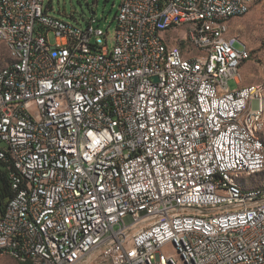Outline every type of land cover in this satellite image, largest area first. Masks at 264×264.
Wrapping results in <instances>:
<instances>
[{
  "label": "built area",
  "instance_id": "1",
  "mask_svg": "<svg viewBox=\"0 0 264 264\" xmlns=\"http://www.w3.org/2000/svg\"><path fill=\"white\" fill-rule=\"evenodd\" d=\"M251 8L122 0L110 35L44 0H0V39L20 50L0 76V178L13 193L0 251L42 264H264V192L235 193L223 167V130L251 168L242 141L264 147L239 136L245 121L264 131V79L229 86L259 60L230 33Z\"/></svg>",
  "mask_w": 264,
  "mask_h": 264
},
{
  "label": "rangeland",
  "instance_id": "2",
  "mask_svg": "<svg viewBox=\"0 0 264 264\" xmlns=\"http://www.w3.org/2000/svg\"><path fill=\"white\" fill-rule=\"evenodd\" d=\"M122 0H44L46 6L52 7L49 14L55 18L74 25H86V22L95 21L94 26L108 31L113 35L116 27L115 17ZM95 13V15H92ZM231 21H239L234 24L231 35L245 40L249 45H256L263 51L260 59L264 60V0L255 2L250 13L244 17L234 18ZM230 26V22H229ZM185 28V27H184ZM53 41V36L50 37ZM180 44L179 42H174ZM248 47V46H247ZM237 50H243L244 45L240 41L235 44ZM249 48V47H248ZM192 54H199V49L191 45ZM10 63L9 53L6 45L0 39V70ZM233 87V82H229ZM262 142L260 134L257 136ZM264 149V147H262ZM264 187V171L256 176L250 177L244 189ZM0 264H22L16 259L8 256H0Z\"/></svg>",
  "mask_w": 264,
  "mask_h": 264
},
{
  "label": "bare ground",
  "instance_id": "3",
  "mask_svg": "<svg viewBox=\"0 0 264 264\" xmlns=\"http://www.w3.org/2000/svg\"><path fill=\"white\" fill-rule=\"evenodd\" d=\"M242 5L252 6V0H240ZM179 12H189V4H178ZM6 45L9 53L10 63L0 70V76H7L11 71L20 67V50L8 45V40L1 39ZM195 48L199 49L198 44H191ZM262 100H264V93H262ZM261 113H264V101L260 102ZM202 125H209V114H202ZM219 124H227V117H219ZM263 131L259 125H255L252 121L244 122V129H239V136L249 135L250 140L260 142L258 135ZM223 146H226V150L223 151V167L228 168L226 171V182L231 186L232 191L241 196H250L257 192H264V187H258L246 190L244 186L250 177L256 176L264 171V149L257 144H251L250 141H242V148H244V154L248 158H256L257 168H251L246 162V158L243 156V150L237 147L235 142V136L231 130H223ZM215 169H222V161H215ZM210 183H218V174H210ZM233 229H244V222H233ZM1 255H8L22 264H42L39 259L31 256L19 257L16 254L8 251H0Z\"/></svg>",
  "mask_w": 264,
  "mask_h": 264
},
{
  "label": "crops",
  "instance_id": "4",
  "mask_svg": "<svg viewBox=\"0 0 264 264\" xmlns=\"http://www.w3.org/2000/svg\"><path fill=\"white\" fill-rule=\"evenodd\" d=\"M238 22L239 21H233L231 24L230 21V33H232L231 30L233 28V25L238 24ZM239 41L243 43V45L245 44L246 46H248L249 49H251L253 52H255L258 55L259 60H248L242 63L240 67V75H241L240 83L232 81L233 87H230L231 89H236L239 86L242 87V86L257 84L264 79V60L262 61L260 59L263 51L258 49L256 45H249V43L245 40L239 39ZM260 138L262 142H264V131L260 134Z\"/></svg>",
  "mask_w": 264,
  "mask_h": 264
},
{
  "label": "trees",
  "instance_id": "5",
  "mask_svg": "<svg viewBox=\"0 0 264 264\" xmlns=\"http://www.w3.org/2000/svg\"><path fill=\"white\" fill-rule=\"evenodd\" d=\"M13 193L11 191L10 185L6 177L0 178V214H2L8 204L9 200L12 198ZM30 264V263H26Z\"/></svg>",
  "mask_w": 264,
  "mask_h": 264
},
{
  "label": "water",
  "instance_id": "6",
  "mask_svg": "<svg viewBox=\"0 0 264 264\" xmlns=\"http://www.w3.org/2000/svg\"><path fill=\"white\" fill-rule=\"evenodd\" d=\"M92 15H95V13H92Z\"/></svg>",
  "mask_w": 264,
  "mask_h": 264
}]
</instances>
